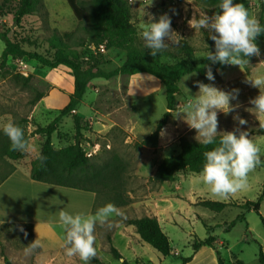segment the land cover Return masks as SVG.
Listing matches in <instances>:
<instances>
[{"label": "rangeland", "instance_id": "1", "mask_svg": "<svg viewBox=\"0 0 264 264\" xmlns=\"http://www.w3.org/2000/svg\"><path fill=\"white\" fill-rule=\"evenodd\" d=\"M44 1L43 14L27 16L18 24L13 19V10L17 2L0 0V28L11 29V38L20 41L25 49L48 56L55 52L50 42L53 40L54 32L69 33L71 34L70 39H62L67 46L80 53V58L85 66H93L109 72L123 64L126 53L122 50L107 49L106 53L95 54L88 52L85 47L78 46L77 41L85 36L84 30L87 21H79L66 0ZM128 1L133 8L132 22L140 40L143 41L142 31L150 24L151 17L153 18L151 22H154L159 19L160 15L168 13L171 16L173 30L180 36L174 37V39L186 40L190 43L195 50L196 65L200 66L209 61L203 57L207 50L215 53V49L206 42V36L209 35L210 30L196 28L195 22L203 13L211 17L221 11L218 8L220 0ZM246 1L249 13L259 21L262 14L261 0ZM234 3L243 4V0H234ZM82 4L85 11L89 12V0H82ZM172 10H175V14ZM256 42L261 49V55L251 57L249 64L217 65L213 70L216 87L229 92L239 89L238 101H231V103L240 105L235 113H230L227 116L223 113L218 114L217 135H223L227 131H235L238 135L239 131H247L249 138L254 139L261 147L262 163L249 173L247 190L235 194L252 201L257 200L264 186V136L257 133L260 121L264 122V114H256L254 109L248 111L254 107L249 103L250 99L258 96L260 91L246 82L247 78L264 75V41ZM4 48L5 43L0 39V56ZM161 60L169 62L166 58ZM72 78L71 71L66 67L52 69L41 65L36 60L28 59L12 61L9 64V69L1 73L0 129L5 123L12 120L20 127L22 126L27 135H30L27 141L31 146V151H20L21 160L25 165H29L34 160L44 141L42 135L31 136V133L37 125L47 126L59 116L60 110L66 106H55V103L61 104L62 101L56 102L54 96H51V92L56 91L60 96H69L73 86ZM196 81L206 84L213 83L208 81L206 76L198 73L182 78L179 83L181 94L177 97V109L163 128L167 131L163 136L160 134L156 148H138L136 146V143L144 140L155 130L157 123L167 111L162 83L146 73L133 76L120 75L108 80L103 78L93 80L77 110V114L83 119L82 137L77 139L73 117L66 115L59 119L57 130L52 135L53 144L56 148H64L79 141L83 149L96 148V154L91 158L92 162L96 164H102L114 155H118L127 165L124 179L128 204L135 202L139 198L138 196L145 192L147 186H157L150 181V177L163 159L180 152L181 138L196 142L202 139L197 135V131L186 123L184 118L187 119V115L183 113L186 106L195 102L199 95ZM261 92H264V89H261ZM41 94L44 98L41 101H36L38 95ZM237 114L248 123L243 126L239 125L238 121L233 118ZM6 140L7 138L0 135V146H4ZM4 162L5 157H2L0 152V171L2 172L6 168ZM12 162L10 160L7 167L9 172L14 169ZM172 182L175 183L173 190L177 192L175 196L179 197L180 192L185 196V198L179 197L183 207L187 209L186 206H190L191 209H195V213L192 220L186 222L179 220L175 223H168L164 227L165 233L171 241L173 249L171 254L163 256L150 245L142 242L136 246L140 253L138 262L132 257V250L126 248L124 239L117 236L115 240L117 247H114L123 253V258L117 260L110 251L99 248L102 245L103 237L110 232L109 228L105 230L102 227H96L94 233L96 255L105 264H123V260H126L128 264H181L182 258L194 254L193 242L196 239L204 240L209 236L206 226L213 228L211 235L216 238L214 244L225 264H239L240 261L243 264H260L258 260L260 251L264 253V225L254 211L227 208L217 213L202 206L190 205L187 194L191 191L197 196L196 205L204 199L228 200V198L225 199L211 193L209 187L200 180L199 174L183 170L176 174ZM180 188L181 191H179ZM25 189L28 190L26 200L28 201L31 197V200L36 201L38 207L40 204V206L44 205L42 202L45 201L48 203L46 205H53L64 210L69 202V197L65 193L69 191H63L65 195H62L57 192L47 193L48 190L45 191L44 187L33 189L26 187ZM108 203L113 204L110 196L99 194L95 210ZM173 210L176 218L186 216L185 209H181L178 202H174ZM239 212L244 213L245 221L237 220L234 226L229 228L228 224L235 220V215ZM261 214L264 217V200ZM0 241L5 245L8 256L11 258L13 256L20 257L21 262L24 261L25 256L31 257L36 252L25 254L24 249L30 243L27 244L28 240L23 241L19 234H1ZM206 248L211 247L201 248L188 264H218L216 250L217 260L215 263L204 255Z\"/></svg>", "mask_w": 264, "mask_h": 264}, {"label": "trees", "instance_id": "2", "mask_svg": "<svg viewBox=\"0 0 264 264\" xmlns=\"http://www.w3.org/2000/svg\"><path fill=\"white\" fill-rule=\"evenodd\" d=\"M17 2L13 19L18 24L27 17L44 12V0H14ZM73 14L79 21H87L85 36L78 40V46L85 47L86 43H95L98 46L104 44L107 49H119L126 53L123 64L109 72H105L93 66H85L80 58V53L73 50L64 42V39H70L71 34H59L54 32L51 40L52 49L55 52L48 56L37 51H29L24 48L23 44L11 38V29L0 28V39L5 43V48L0 56V75L9 69V64L16 59L36 60L41 65L52 69L66 67L71 71L74 79V89L69 94L68 104L60 110V114L47 126L37 125L31 136L42 135L44 141L40 148V154L47 157L44 166L40 161L35 159L32 162L30 178L39 183L53 185L57 187L75 189L85 192L106 194L110 196L111 201L116 207L128 205V196L125 188V173L127 165L118 156L114 155L110 160L102 164L92 162L85 154L79 141L75 144L64 148H56L52 141V135L57 130V124L60 117L72 115L77 139L82 137L83 119L77 114L78 106L83 101L84 95L90 83L99 78L111 79L120 75L133 76L140 73L149 74L162 83L165 92L167 111L157 123L155 130L144 140L136 143L140 147L158 146L161 130L167 125L172 118L173 112L177 109V97L181 94L179 86L180 81L187 75L198 73L205 76L206 65L212 69L219 62L212 64L208 61L202 65H196L194 61V48L186 40H180L179 44L167 49L162 54L152 57L149 55L150 49H144V42L138 38L135 26L132 22L133 8L128 0H89V12H86L82 0H66ZM217 1V0H215ZM244 6L249 11L248 2L243 0ZM262 14L259 22L264 25V0H261ZM43 14V13H42ZM87 40V42H86ZM257 41H264V35L257 38ZM207 44L215 49L214 42L206 36ZM166 58L169 62H163L161 59ZM245 65V64H243ZM44 96L38 95L36 101H41ZM20 126V125H19ZM22 128V126H21ZM23 129V128H22ZM24 131V130H23ZM257 133L264 136V129L258 128ZM0 135L7 138L4 146H0L1 156L10 160H17L21 157L20 151L11 150V142L3 131ZM28 140L30 135L24 132ZM222 135H217L216 142L212 145H203L196 141H189L186 138L180 139V152L176 155L163 159L156 168L155 173L150 177V181L162 185L166 182H172L178 172L186 170L192 174H199L205 163L204 152L212 150L219 146V139ZM1 145V144H0ZM264 200V186L261 194L256 201L246 200L238 203L236 201L224 202L211 199H204L198 202L199 206L207 208L213 212H222L227 207H239L244 210L254 211L261 219L264 225V217L261 214L260 207ZM245 221L244 213L240 214L228 226L233 227L235 222ZM129 225H134L141 240L154 248L163 256H168L172 252L171 241L163 232L156 217L144 216L126 220ZM23 227L24 232L20 231ZM208 237L204 240L196 239L193 244L194 254L190 257L182 258L181 264H188L193 257L203 247H211L217 252L218 264H225L220 252L215 246L216 238L211 235L213 228L206 226ZM33 225L27 223H4L0 225L1 234L13 233L19 234L24 240L32 241ZM25 232L27 235L25 236ZM111 242V239L108 238ZM6 247L0 241V256L4 264H15L6 254ZM110 252L117 260L123 258L121 253L111 245ZM258 260L264 264V253L260 251ZM90 264H105L98 255L90 261ZM123 264H128L123 260ZM239 264H243L241 261Z\"/></svg>", "mask_w": 264, "mask_h": 264}, {"label": "clouds", "instance_id": "3", "mask_svg": "<svg viewBox=\"0 0 264 264\" xmlns=\"http://www.w3.org/2000/svg\"><path fill=\"white\" fill-rule=\"evenodd\" d=\"M152 2V0H151ZM218 8L221 10L209 17L203 13L195 22L198 29L210 30L209 38L214 42L215 53L207 50L205 58L212 64L219 62L221 65L249 64L251 57H259L261 49L257 44V38L264 35V25L252 16L242 3H234V0H220ZM175 14V10H172ZM153 18L151 17V21ZM142 31L144 49H150L149 55L158 56L169 47L179 44L180 37L172 28L171 16L168 13L160 15L158 20L151 22ZM206 79L213 83L196 81L199 95L195 102L189 103L185 111L187 119L184 118L190 128L197 131L202 139L199 143L207 146L216 142L219 125L218 114L225 116L235 113L240 107L238 101L239 89L230 92L215 86L216 79L211 66L206 65ZM222 74V73H221ZM248 83L259 89L260 94L251 98L249 103L254 105L249 110H255L256 114H264V75L247 78ZM238 124L243 126L248 122L235 115L233 117ZM260 128L264 129V122L260 121ZM2 131L11 142L12 151H31L23 129L14 121L9 120L3 125ZM166 129L161 130L162 136ZM205 163L199 173L200 180L209 187L211 193L225 199L247 190L248 177L258 165L262 163L261 147L249 138L247 131H227L219 139V146L204 152ZM36 159L44 166L47 157L37 153ZM122 217L123 213L112 203L100 207L95 214L85 215L83 213L71 214L61 210L59 222L64 229L65 255L78 257L83 264H90L96 256L94 235L97 225L109 224L113 217ZM20 231L24 232L23 227ZM27 233L25 232V236ZM42 247L40 239H35L24 249L25 254H31Z\"/></svg>", "mask_w": 264, "mask_h": 264}, {"label": "crops", "instance_id": "4", "mask_svg": "<svg viewBox=\"0 0 264 264\" xmlns=\"http://www.w3.org/2000/svg\"><path fill=\"white\" fill-rule=\"evenodd\" d=\"M72 80L73 86L70 94L74 89V79L72 78ZM51 96H54L56 102H60V100L62 101L61 104L55 103V106H64L69 102V96H60L56 91H52ZM1 130L2 129H0V131ZM35 159L36 157L34 160ZM12 161L14 169L11 172L7 169L10 162V159L8 158H5L4 164L6 168L4 172L0 171V225L4 223L32 224V241L38 238L42 242V247L38 248L31 257L25 256V258H23L24 261L21 262L20 260L22 259L20 257L13 256L12 258L10 257L12 261L15 264H83L78 257H68L65 255L64 244L66 233L59 222V212L61 210L53 205H46L48 203L45 201L42 202L44 205L40 206V204L38 207L35 203L36 201L31 200V197L27 201L26 194L28 190L25 188L28 187L33 189L44 187L48 190L46 191L47 193L57 192L62 195L67 193L69 202L64 211L71 214H95L98 210H95V206L96 203H98L99 196L92 192L75 189L70 190L69 188L35 182L30 178L33 161H31L29 165H25L21 160V157ZM174 184V182H166L162 185L157 184V186L149 185L147 186L145 192H142V194L138 196L139 198L135 202H130L127 206L117 207L123 213V216H114L111 218V227H109L108 223H105L104 225H97V228L102 227L105 230L109 228L110 231L103 237L102 245H100L99 248L110 251L111 245L117 247L115 245V240L118 236L124 239L126 248L130 251L132 250V257L139 262L140 253L138 252V249H136V246L143 241L138 235L136 227L134 225L127 224L126 220L141 218L144 216L156 217L164 233V227L168 223H175V221L177 222L179 220H181V222H186L190 219L192 220L195 209H191L190 206H186L188 207L187 209L183 207L179 197L185 198V196L181 192L179 193V197H177L178 195L175 196L177 192L173 190ZM63 191L69 192L64 193ZM179 191H181V188ZM187 195L190 205L199 206L196 205L197 196L193 193V191L188 192ZM229 200L241 203L247 199H245V197H239V195H234L229 197L228 200L224 202H229ZM174 202L180 203L181 209H185V217L176 218L175 211L173 210ZM262 203L260 211L262 210ZM227 208H238L241 210L239 207ZM240 212L235 215V219L241 214ZM108 238L111 239V242L108 241ZM120 253L123 256V253ZM204 255L216 263L217 257L215 250L212 248H206L204 249ZM0 264H4L1 256Z\"/></svg>", "mask_w": 264, "mask_h": 264}, {"label": "built area", "instance_id": "5", "mask_svg": "<svg viewBox=\"0 0 264 264\" xmlns=\"http://www.w3.org/2000/svg\"><path fill=\"white\" fill-rule=\"evenodd\" d=\"M85 49L88 51V52H93L95 54L97 53H106V47L104 44H100L99 46L95 43H88L86 46H85ZM87 59V58H86ZM85 151V154L88 158H92L95 154H96V151L97 149L94 148H89V149H84Z\"/></svg>", "mask_w": 264, "mask_h": 264}, {"label": "bare ground", "instance_id": "6", "mask_svg": "<svg viewBox=\"0 0 264 264\" xmlns=\"http://www.w3.org/2000/svg\"><path fill=\"white\" fill-rule=\"evenodd\" d=\"M44 189H45V188H44ZM34 191H35V190H34ZM45 191H46V189H45ZM39 192H40V191H39ZM39 192H38V194H39ZM44 193H45V192H44ZM34 194H35V193H34ZM43 195H45V194H43ZM43 195H42V196H43ZM34 197H35V196H34Z\"/></svg>", "mask_w": 264, "mask_h": 264}]
</instances>
